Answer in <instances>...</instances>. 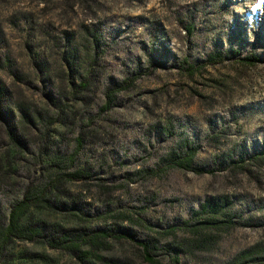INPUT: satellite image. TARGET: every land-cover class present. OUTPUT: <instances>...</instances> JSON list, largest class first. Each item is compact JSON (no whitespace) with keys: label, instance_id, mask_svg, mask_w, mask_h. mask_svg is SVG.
<instances>
[{"label":"rangeland","instance_id":"rangeland-1","mask_svg":"<svg viewBox=\"0 0 264 264\" xmlns=\"http://www.w3.org/2000/svg\"><path fill=\"white\" fill-rule=\"evenodd\" d=\"M27 188L0 264H264V0H0L1 230Z\"/></svg>","mask_w":264,"mask_h":264},{"label":"trees","instance_id":"trees-1","mask_svg":"<svg viewBox=\"0 0 264 264\" xmlns=\"http://www.w3.org/2000/svg\"><path fill=\"white\" fill-rule=\"evenodd\" d=\"M244 61L248 62L250 65L256 64L260 59L257 56H247L242 58ZM193 154L189 153L187 154L183 160L178 159L175 163L178 167L182 169H191V163H192V156ZM197 170V169H195ZM198 172H201L200 170H197ZM44 198L42 196H33L30 193V188H27L23 194L20 196L19 200L12 206V208L9 210L8 214L4 217L3 225L4 228L0 229V252L3 250V247L8 244L12 239L17 238L20 240H40L41 234H37V232H33L30 230V226L28 225V222H24L22 219L24 218L25 214L27 213L28 209L30 207L34 206H42L44 205ZM198 230V229H197ZM194 230L193 233L197 234L199 233V230ZM99 236H106L108 233L104 230L97 232L94 236H64L62 238L58 239H48L45 240V242L54 248H60V249H67L72 252H79V257L85 258L88 257V255L93 254V251L91 248H82L83 245L86 247L88 246H94L97 244L98 237ZM40 236V237H38ZM121 237H125L129 240H134V237L130 234L121 235ZM42 241V240H41ZM135 241V240H134ZM142 249L143 251L148 250V243L145 241H135ZM200 245L199 242H196L195 246ZM147 254V253H146ZM144 253V255H146ZM96 255V253L94 254ZM100 259L102 261H105V258L100 256ZM145 260L149 262H154L153 257L150 254H147L145 256Z\"/></svg>","mask_w":264,"mask_h":264}]
</instances>
